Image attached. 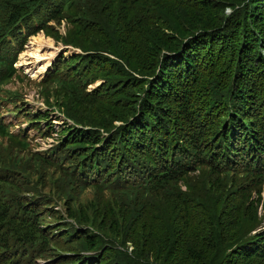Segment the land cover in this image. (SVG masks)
Wrapping results in <instances>:
<instances>
[{
	"label": "trees",
	"instance_id": "trees-1",
	"mask_svg": "<svg viewBox=\"0 0 264 264\" xmlns=\"http://www.w3.org/2000/svg\"><path fill=\"white\" fill-rule=\"evenodd\" d=\"M88 1L0 0V87L15 77L17 69L14 64L28 37L42 31L47 32L48 23L52 20L73 17L72 11L78 6L86 8ZM97 1L101 7L100 12L107 18L113 29L115 38L126 39L131 44L124 55L134 57L136 51H143L145 61L139 65L141 69L137 70L131 65L127 68L138 72L143 76L142 79L151 80H146L142 86L148 84L152 87L149 94L150 101L157 106L155 108L148 103L149 114L135 119L132 125L123 128L121 133L112 134V136L121 134L125 137L126 144L130 146L129 153L133 156V164L127 159L122 160L124 173L116 169L112 171L115 174L113 182L105 181L107 177H110V173H107L105 178H100L98 182L100 177L98 166L86 168L82 163L77 174L76 165L79 162L74 159L76 155L70 156L69 153L81 151L85 147L89 142V135L86 133L65 129L60 138L64 139L63 143L71 140L75 146L61 150L54 159L37 157V161L48 168H60L61 163L68 160L70 171L64 172L63 175L69 184L81 183L82 188L89 186L97 190H109L114 195L133 203L146 201L151 193L159 191L175 196L178 193L177 184L189 174L205 167L212 185L222 186L227 196L236 195L242 200L251 201L254 194L256 201L259 202L260 192L264 186V54H262L264 0H234L245 1L247 4L243 10L227 17L228 23L226 22L224 32L215 30L203 36H196L184 48H179L177 41L172 38L167 39L163 33L160 38L148 32L151 39L139 43L138 38L142 33L140 29L135 28L132 31L121 29L124 23V12L127 13L132 7L145 3L147 0ZM156 2L159 1L156 0ZM114 4L118 6L114 7ZM201 5L205 6V2H201ZM117 10L116 18L113 12ZM97 14L98 12L82 15L97 20ZM196 22L197 18H194L188 25L189 30L186 32L182 30L178 34L180 36L190 34L188 37L192 39L191 33ZM96 29L97 26H90V31L86 29L82 33L93 32ZM101 32L97 30L94 32L95 41H105L109 47V36ZM76 34L80 37L81 33L76 32ZM85 40H88L87 37ZM159 46L168 52H174L173 56H175L173 58L165 55L161 69L154 61V53ZM149 47L154 49L150 50ZM149 51L151 52L148 53ZM122 58L125 61V58ZM80 60L81 58H75L73 62L75 64ZM101 63L93 65L100 67L98 65L108 64ZM113 67V74L122 83L118 88L124 85L125 89L130 91L136 85L137 78L124 67L118 65ZM72 74L75 75L76 72ZM55 75L61 74L57 72ZM154 75L155 78L151 79ZM206 77H210L205 85L208 93L199 114L203 126H193L194 106L189 92L192 89H198L201 80ZM232 77L239 78L241 86L233 95L228 90V80ZM55 81L65 89L69 87L73 95L80 96L77 83L66 82L59 78ZM227 98L230 100L226 107ZM0 103L3 102L0 101ZM218 103H220L219 109L226 110V114L229 111V105L232 112L228 114L227 124L213 134L219 125L216 119L220 118L214 115L215 119L211 120L212 113L209 109ZM14 115L9 114V118H15ZM257 115H261L263 119L259 120ZM47 118H49L48 115H40L32 123L28 117L24 120L32 124L35 131H40L42 122H48ZM2 121L3 118H0V137L6 138L15 147H25L27 142L21 140L23 134H12ZM52 125L51 123L45 130H52L55 127ZM183 128L187 130L184 132ZM131 137H135L136 141H132ZM118 140L120 141V137ZM106 143L107 140L102 148ZM215 143H222V145L215 148ZM230 146H233L235 157H232L230 153L223 157ZM87 154L88 152L84 149L82 157ZM130 169L136 170V173H125ZM12 173L3 163L0 164V264H24L22 254L12 253L13 243L28 247L29 252L25 254V251L24 254L25 257L31 258L35 252H48L49 247L56 243L53 241L55 238L58 240L68 238L67 234L59 238L61 228L48 232V227L43 224L40 212L48 209V204L45 202L51 200L48 198L41 200L36 195L23 196L22 193L28 189L26 182ZM120 176L124 179L122 184ZM88 178H90L89 181H87ZM225 185L227 186L224 187ZM40 202L44 206L38 208ZM191 202L198 204L195 199H191ZM226 204L232 211L233 207L229 206V200ZM213 214L221 239L218 241V253L211 255L206 264H264V228L252 235L242 236L240 234L242 228L234 233L236 226L240 225L239 222L236 221V226L233 225V229H230L231 219L224 222L222 216L217 217L215 212ZM211 220L206 211H196L191 208H187L179 216H174L170 212L169 220L156 217V226L164 234L163 243L166 244L170 238L173 241L171 253L165 264L176 262L195 264L208 258L213 253L214 247L213 220ZM183 228L192 232H187L184 237L176 239L177 233ZM141 232L147 235L144 223H142ZM49 234L55 235L54 238ZM154 234L155 231L150 230L149 235L152 238ZM204 238L209 239L210 247L207 248L206 254L202 255L198 252V247L204 244ZM79 239L77 238V241L81 240ZM87 239L80 241L82 249L92 245ZM228 242L229 244L226 245L225 243ZM224 246L226 248H223ZM42 255L45 256V254ZM74 258L75 261H81V264H89L79 256ZM152 263L163 264V260L153 257Z\"/></svg>",
	"mask_w": 264,
	"mask_h": 264
},
{
	"label": "rangeland",
	"instance_id": "rangeland-1",
	"mask_svg": "<svg viewBox=\"0 0 264 264\" xmlns=\"http://www.w3.org/2000/svg\"><path fill=\"white\" fill-rule=\"evenodd\" d=\"M158 1L147 0L145 3L132 7L127 13L124 12V23L121 29L125 31L140 29L142 33L138 38L139 43L150 40V33L160 38L164 34L167 39L172 38L177 41L179 48H184L196 36H203L215 30L224 32L228 23L227 17L243 10L247 4L245 1L234 0ZM201 2H205V6H202ZM117 6L114 4V7ZM100 11L99 2L89 0L86 8L78 6L72 11L73 17L49 22L47 32H39L25 42L14 65L17 69L15 77L0 87V101L3 102L0 103V115L3 117L0 118L10 119L6 125L8 130L12 134L24 132L21 140L27 142L25 147H15L6 138L0 137V164L8 166L15 171V177H20L26 182L28 189L22 193L23 196L36 195L41 200L47 198L51 200L45 202L48 204V209L40 212L48 232L61 228L62 231L59 232V238H61L68 233L67 229L72 228L77 231L81 241L88 238L87 241L92 244L88 250L80 251L81 242L77 239L55 238L53 241L56 242L54 244L56 246H50L49 251L45 253L35 252L30 262L72 264L74 256L81 254L86 257L89 264H111L112 262H115L114 264H158L152 263L153 257L163 260L165 264L171 253L173 241L170 238L166 244L163 243L164 234L157 228L155 218L159 216L161 219L169 220L170 212L174 216H179L187 208H191L196 211H206L208 217L213 220H211L214 230L213 253L203 261L195 263L206 264L211 255L218 253V241L221 239L213 212L217 217L222 216L224 222L231 219L230 229L236 226V221L239 222L240 225L236 226L234 233H237L240 228H242L240 231L242 236L258 232L264 228V186L260 192L259 202L256 201L254 194L251 201L242 200L236 195L227 196L222 186L212 185L207 168L201 167L176 185L178 193L175 196L159 191L151 193L146 201L133 203L114 195L109 190H97L89 186L82 188L81 183L69 184L63 175L64 172L70 171L68 160L61 163L60 168L63 169L48 168L37 161V157L54 159L61 150L75 146L71 140L63 143L64 139L60 138L65 129H73L89 135V142L81 151L69 153L70 156L76 155L72 158L79 162L76 165L77 174L82 163L86 168L98 166L100 174L98 182L100 178H105L107 173H110V177H107L105 181L113 182L115 174L112 171L116 169L124 173L122 160L127 159L133 164V156L129 153L130 146L126 144L125 137L121 134L114 136L112 134L120 133L122 125L127 122L129 127L135 119L149 114L148 103L155 108L157 105L150 101L149 94L152 87L148 84L142 86L146 80H151L142 79L143 76L138 72L127 68L131 65L137 70L141 69L139 65L145 61L143 51H136L134 57L128 54L125 56V51H128L131 44L126 39L115 38L107 18ZM97 12V20L84 15L80 17L81 14L89 15ZM113 14L117 18L118 10ZM194 18H197V22L193 26L192 39L188 37L190 34L180 36L178 33L182 30L188 31V25ZM90 26H97V32L102 31L101 33L109 36V47L105 41H95L96 30L89 32ZM216 27L220 29H215ZM86 29L89 31L82 33ZM76 32L81 33L80 37ZM86 37L88 40H85ZM149 49L154 48L149 47ZM165 51L162 46H159L154 53V61L159 69L162 67ZM173 54L174 52H169V56L175 58ZM75 58H81V60L74 64ZM92 62L95 65L99 62L108 64L96 67ZM116 65L128 69L129 73L137 78L136 85L130 91L126 90L124 85L118 88L122 83L113 74V66ZM57 72L61 75H55ZM73 72L76 74H72ZM56 78L77 83L80 96L73 95L69 87L67 89L62 87L55 81ZM154 78L155 75L151 77V79ZM209 78L202 79L200 87L189 92L194 106L193 126H203L199 114L207 97L208 89L205 85ZM239 87H241L239 78H229L230 94H236ZM229 100L227 98L226 107ZM219 104L209 109L212 113L211 120L215 119V116L220 118L216 119L219 125L213 134L225 126L226 110L219 109ZM7 114H15V118H9ZM40 115H48V122H42L40 131H35L33 125L30 126L24 119L28 117L32 123ZM257 117L259 120L263 119L261 115ZM51 123L56 124L52 125L55 127L50 131L45 130ZM186 130L183 128L184 132ZM190 130L192 132L193 128ZM119 137L120 141H118ZM105 140L107 143L102 148ZM132 141L135 142L136 138L133 137ZM86 146L92 147L86 148ZM84 149L88 154L82 157ZM125 173L135 174L136 170L130 169ZM89 180L90 178L87 181ZM120 180L122 184L123 177L120 176ZM191 199H195L198 204L191 202ZM228 200L229 206L233 207L232 211L228 209V204L225 205ZM42 204L40 202L38 208L43 207ZM142 223L147 235L141 232ZM150 230L155 231L153 238L149 235ZM200 231L204 230L200 229ZM187 232L192 231L181 229L176 239L184 237ZM51 235L49 234L50 237ZM54 236L52 235V238ZM203 240H205L204 244L198 247V252L205 255L210 244L209 239ZM225 244L228 245L229 242ZM16 247V243H13L11 251ZM227 253L229 254L230 250Z\"/></svg>",
	"mask_w": 264,
	"mask_h": 264
},
{
	"label": "bare ground",
	"instance_id": "bare-ground-1",
	"mask_svg": "<svg viewBox=\"0 0 264 264\" xmlns=\"http://www.w3.org/2000/svg\"><path fill=\"white\" fill-rule=\"evenodd\" d=\"M78 133V132H77Z\"/></svg>",
	"mask_w": 264,
	"mask_h": 264
}]
</instances>
